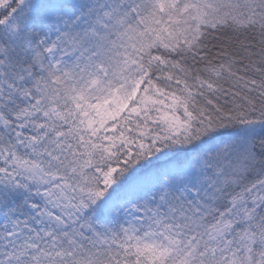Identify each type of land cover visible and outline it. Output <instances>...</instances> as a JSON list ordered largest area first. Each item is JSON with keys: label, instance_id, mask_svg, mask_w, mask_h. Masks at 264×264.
Returning a JSON list of instances; mask_svg holds the SVG:
<instances>
[{"label": "snow or ice", "instance_id": "snow-or-ice-1", "mask_svg": "<svg viewBox=\"0 0 264 264\" xmlns=\"http://www.w3.org/2000/svg\"><path fill=\"white\" fill-rule=\"evenodd\" d=\"M0 264H264V0H0Z\"/></svg>", "mask_w": 264, "mask_h": 264}]
</instances>
